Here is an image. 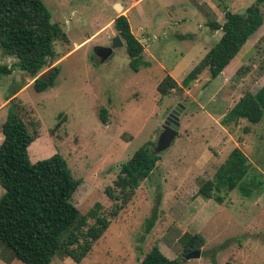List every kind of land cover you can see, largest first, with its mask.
Segmentation results:
<instances>
[{
  "label": "rangeland",
  "instance_id": "374dc122",
  "mask_svg": "<svg viewBox=\"0 0 264 264\" xmlns=\"http://www.w3.org/2000/svg\"><path fill=\"white\" fill-rule=\"evenodd\" d=\"M43 1L70 40L56 43L57 56L42 73L59 66L60 75L54 88L42 93L18 68L0 75V105L24 88L14 104L40 131L29 147L30 161L56 155L66 159L75 179L82 181L73 196L82 214L101 204L109 215L114 203L106 189L113 186L122 164L148 141L157 144L169 114L184 106L173 145L160 154L151 177L111 220L91 254L81 263L58 254L52 264H139L156 245L169 259L182 258L180 264H264V190L251 197L234 191L222 204L199 193L235 148L248 156L257 169L250 178L256 177L264 189V118L247 135L242 128L248 123L242 122L235 135L221 125L222 116L245 92L264 87V25L220 78L209 82L205 73L191 90L173 91L168 97L158 92L167 75L181 84L218 43L223 33L212 30L211 22L222 24L226 8L245 13L256 0ZM118 3L125 7L122 12L115 10ZM117 15L129 18L133 33L144 43L150 64L139 72L130 68L125 46L108 62L96 57V48L110 46L117 36ZM15 63L0 45V65ZM243 66L249 69L238 73ZM13 106L3 111L7 117ZM102 109L108 111L106 124L99 120ZM198 233L206 239L201 257L184 261L182 238ZM0 264L23 263L0 244Z\"/></svg>",
  "mask_w": 264,
  "mask_h": 264
},
{
  "label": "trees",
  "instance_id": "16d2710c",
  "mask_svg": "<svg viewBox=\"0 0 264 264\" xmlns=\"http://www.w3.org/2000/svg\"><path fill=\"white\" fill-rule=\"evenodd\" d=\"M263 25L264 0H256L245 13H233L226 8L222 24H209L212 30L223 33L218 43L181 84L167 75L158 86V92L162 97H168L173 91L191 90L205 73L209 75V82L220 78ZM113 26L127 49L130 68L139 72L141 67L149 66L144 43L133 33L129 18L117 15ZM57 42L69 43L70 40L63 27L53 21L43 0H0V45L6 55L16 59L11 67L0 65V75H10L18 68L32 78L36 92L54 88L61 68L55 66L42 73L49 68V61L57 56ZM248 69L243 66L238 73ZM16 100H11L10 105L14 106L2 127L0 187L4 193L0 198V244L13 255L14 260L23 264H51L58 254L81 263L107 233L111 220L119 216L133 200L140 185L151 177L161 155L155 153V143L148 141L141 146L122 164L113 186L106 189L114 203L109 215L103 213L101 204H96L84 215L73 202L82 181L75 179L66 159L56 155L34 164L30 161L29 147L40 137V131L38 124L25 120L23 109L14 104ZM107 112V109H102L98 115L103 124L108 122ZM263 118L264 87L256 93L245 92L222 117L221 125L235 135L242 122L248 123L242 128L247 135ZM256 170L245 152L235 148L213 179L200 187L199 193L206 200L213 199L221 204L234 191L251 197L255 191L264 190L256 177L250 178ZM90 220L94 223L90 224ZM152 224L148 223L150 227ZM182 240L184 258L206 244L201 233L185 234ZM181 260L169 259L156 245L143 255L139 264H180Z\"/></svg>",
  "mask_w": 264,
  "mask_h": 264
},
{
  "label": "water",
  "instance_id": "95a60500",
  "mask_svg": "<svg viewBox=\"0 0 264 264\" xmlns=\"http://www.w3.org/2000/svg\"><path fill=\"white\" fill-rule=\"evenodd\" d=\"M115 10H117V12H122L124 7L122 4L118 3L116 4ZM122 46H124V43L119 36H116L110 46L96 48V57L99 59L100 63L108 62L114 57L115 50ZM183 109L184 106L179 104L164 122V125L162 126L163 132L160 134L155 147L156 154H161L167 151L173 145L179 134L180 114ZM201 254L202 250L189 253L185 256L184 261L200 258Z\"/></svg>",
  "mask_w": 264,
  "mask_h": 264
},
{
  "label": "crops",
  "instance_id": "0c3cea01",
  "mask_svg": "<svg viewBox=\"0 0 264 264\" xmlns=\"http://www.w3.org/2000/svg\"><path fill=\"white\" fill-rule=\"evenodd\" d=\"M137 6H140V1L137 2ZM124 9H125V7H124ZM132 31H133V30H132ZM223 74H224V73H223ZM223 74H222V76H223ZM24 80L26 81L27 79L24 78ZM242 80H243V82H244V81H245V78H243ZM225 81H227V79H225ZM258 81H259V80H258ZM30 83L33 84V80H32ZM178 83H179V82H178ZM255 83H257V82H255ZM255 83H254V84H255ZM23 90H24V88H22L21 91H20L17 95H15V96H14V95L9 96V97L6 99V101L0 105V130H2L3 124H4V122H5L6 118H7L6 113L3 112V111H5L6 108L10 105L11 100H13L14 98H17V97L19 96V94H20ZM259 90H260V89H259ZM1 114H2V115H1ZM223 116H224V115H223ZM223 116H222V117H223ZM2 134H3V133H2ZM3 139H4V136H3V138H1V133H0V145L2 144ZM2 195H3V193H2V188L0 187V198L2 197Z\"/></svg>",
  "mask_w": 264,
  "mask_h": 264
},
{
  "label": "built area",
  "instance_id": "2783aa9c",
  "mask_svg": "<svg viewBox=\"0 0 264 264\" xmlns=\"http://www.w3.org/2000/svg\"><path fill=\"white\" fill-rule=\"evenodd\" d=\"M157 40V37L154 39V41ZM143 43V42H142Z\"/></svg>",
  "mask_w": 264,
  "mask_h": 264
},
{
  "label": "flooded vegetation",
  "instance_id": "af4514ba",
  "mask_svg": "<svg viewBox=\"0 0 264 264\" xmlns=\"http://www.w3.org/2000/svg\"><path fill=\"white\" fill-rule=\"evenodd\" d=\"M170 114H171V113H170ZM170 114H169V115H170ZM167 118H168V117H167Z\"/></svg>",
  "mask_w": 264,
  "mask_h": 264
}]
</instances>
